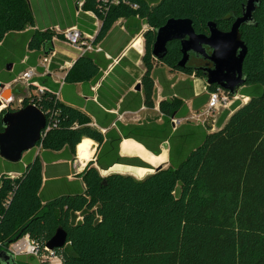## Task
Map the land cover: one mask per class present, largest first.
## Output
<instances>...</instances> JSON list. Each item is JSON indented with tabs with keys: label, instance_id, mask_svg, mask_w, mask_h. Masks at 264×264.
Here are the masks:
<instances>
[{
	"label": "trees",
	"instance_id": "1",
	"mask_svg": "<svg viewBox=\"0 0 264 264\" xmlns=\"http://www.w3.org/2000/svg\"><path fill=\"white\" fill-rule=\"evenodd\" d=\"M244 3L84 0L82 7L100 20L94 41L101 40L120 18L145 21L141 83L144 103L151 107L155 65L202 77L198 68L211 65L191 54L187 66L178 67V41L168 43L165 56L156 60L151 54L155 30L170 18H188L196 33L208 34L210 21L227 32ZM33 23L28 0H0V70L4 61L23 54L26 46L28 51L47 50L52 35H60L51 29L26 35L24 31ZM240 37L247 53L242 66L245 82L239 93L249 99L223 125L218 122L214 131L182 125L170 136L169 118L180 104L177 99H165L159 103L164 115L161 126L121 127L124 138L146 148L156 143L150 148L155 154L159 144L169 140L168 166L140 179L120 173L102 176L89 162L79 180L43 182L42 161L48 160L47 152L65 146L75 151L84 137L100 144L109 135L95 160L100 169H107L114 159L120 160L116 151L121 137L102 135L88 126V117L63 104L53 85L42 84V93L24 98V106L32 102L45 113L48 130L36 144L44 149L41 158H27L17 176H3L0 182V264H4L2 256L9 254L8 245L17 238L27 233L47 243L57 227L67 233L66 244L56 249L62 264H264V0L254 12L253 22L241 27ZM98 69L95 60L84 54L64 80L82 82L94 77ZM13 78L0 76V82ZM208 88L213 91L216 86ZM5 111H0V131ZM10 192L9 203L4 204Z\"/></svg>",
	"mask_w": 264,
	"mask_h": 264
},
{
	"label": "crops",
	"instance_id": "2",
	"mask_svg": "<svg viewBox=\"0 0 264 264\" xmlns=\"http://www.w3.org/2000/svg\"><path fill=\"white\" fill-rule=\"evenodd\" d=\"M83 2L84 0H28L34 23L28 26L24 33L27 35L32 31L42 32L46 29L59 33L75 26L83 35L95 37L100 27V20L93 12L82 7ZM80 3L82 4L80 5ZM147 28L145 21L137 17L116 20L104 37L95 41L101 50L87 53L98 64V73L91 79L82 82L70 83L64 80L68 70L81 55L75 49L61 42L60 39L53 41L54 37H60L56 33L52 35L49 46H47L48 50L55 49V56L48 72L44 73L43 68L39 65L40 58L45 55L43 48L39 51H28L26 46L23 54L10 56L7 61L2 63L1 78L14 77L15 79L13 78L8 83L0 82V84L8 87L16 82L15 80L22 72L33 69L32 81L38 85L55 86L59 93L58 98L63 104L79 110L88 117V126L100 131L102 135L110 133L121 137L117 143L116 151V156L120 160L116 162L114 159L107 169H100L95 160L109 135L103 137L100 144L90 138H82L81 142L84 139L92 141L91 147L88 149L89 157L84 161L79 159L78 145L75 151L65 146L59 151L47 152L49 153L48 160L42 161L43 182L47 179H66L67 182L79 180L80 173L89 162L98 169L101 175L120 173L138 179L143 178L152 173L156 167L168 166L169 140L167 138L162 141L157 147V154H155L150 148H155L156 143L146 148L144 144L132 138H124L121 136V127L127 128L129 125L143 123L161 126L164 115L159 110V103L165 99H177L180 105L169 119L174 117L180 121L175 127L171 120L169 121L170 136L182 125L201 126L206 131L209 129L211 131L240 102H230L225 108L218 110L214 116L215 123H210L209 128L201 122L191 123L189 120H192L193 117L190 118V116L202 111L207 106L210 90L204 78L194 72L187 74L172 71L165 65L157 64L152 69L153 104L151 107L147 106L144 103L141 83L145 72L142 62L144 42L142 34ZM13 38L15 39V36ZM135 42L137 43L135 44ZM65 61H73V63L68 68H59L58 64ZM137 85L140 86L139 90H136ZM28 89L23 96H29ZM138 147L143 151L136 149ZM43 152L44 149L41 146L35 145L29 151L23 152L18 162H9L0 157V175L10 173L12 176H17L18 172L25 167L27 158L31 159L35 156L41 158ZM160 156H163L164 159L161 162L153 163V160L156 162L155 159ZM149 157L154 159H149ZM137 169L145 171L139 173Z\"/></svg>",
	"mask_w": 264,
	"mask_h": 264
},
{
	"label": "water",
	"instance_id": "3",
	"mask_svg": "<svg viewBox=\"0 0 264 264\" xmlns=\"http://www.w3.org/2000/svg\"><path fill=\"white\" fill-rule=\"evenodd\" d=\"M260 2L261 0H245L241 14L234 19L227 32L218 30L215 23L210 21L207 23L208 34H199L195 32L190 19L170 18L155 30L151 54L156 60H161L167 52V44L178 41L181 53L178 67H186L191 54L208 60L211 66L198 68L207 86H216L228 95L235 96L245 82L242 66L247 46L240 37V29L253 22V14ZM50 51L44 50V54ZM139 88L137 85L136 90ZM0 89V98L6 102L11 100L12 92L19 93L16 87L11 85L6 87L0 84ZM24 98L28 99V96H23L22 100ZM46 122L45 113L33 104H27L16 111H5L1 115L0 157L9 162L20 161L23 152L29 151L40 142L47 126ZM66 241V231L57 227L45 248H62ZM2 261L4 264H19L10 254L3 255Z\"/></svg>",
	"mask_w": 264,
	"mask_h": 264
},
{
	"label": "built area",
	"instance_id": "4",
	"mask_svg": "<svg viewBox=\"0 0 264 264\" xmlns=\"http://www.w3.org/2000/svg\"><path fill=\"white\" fill-rule=\"evenodd\" d=\"M82 3H80L81 5ZM60 37H54L53 41L56 39H60L61 42L65 43L69 47L75 49L79 52L80 55L87 54L88 52H94V51H100V47L98 44L94 41V36L91 35H83L77 27L73 26L68 29H65L64 31L59 32ZM55 56V49H51V51L43 55L40 58L39 65L43 68L44 73L48 72L49 66L52 59ZM115 61V60H114ZM73 61H65L61 64H58L59 68H68L71 66ZM34 71L33 69L26 70L22 72L19 77L15 81L21 80L23 83L29 85H34V91L32 95H39L43 92V88L41 85H38L36 82L32 81ZM1 92V89H0ZM58 91L56 92V97L58 98ZM30 95V97L32 96ZM29 97V96H28ZM0 100L3 101V99L0 98ZM228 96L227 93L216 87L215 90L209 91V98L207 102V106L209 108H222L226 107L228 105ZM8 102H4L3 106H6ZM30 104H33L30 102ZM34 105V104H33ZM1 108V107H0ZM171 123L173 126H177L180 120L171 117ZM48 130V126H46L45 131L42 133L43 135ZM41 146V145H39ZM3 176H9V177H15L12 176L10 173H7L6 175H0V182L3 178ZM11 195V192L9 193L8 197L5 199L4 204L9 203V197ZM46 243L38 242L37 240L31 238L29 234H24L20 238H17L13 242H11L8 247L7 251L8 253L13 257H20V256H31L34 259H36L39 264H62L61 256L56 252V249L47 250L45 248Z\"/></svg>",
	"mask_w": 264,
	"mask_h": 264
},
{
	"label": "rangeland",
	"instance_id": "5",
	"mask_svg": "<svg viewBox=\"0 0 264 264\" xmlns=\"http://www.w3.org/2000/svg\"><path fill=\"white\" fill-rule=\"evenodd\" d=\"M139 41V40H138ZM137 41V42H138ZM137 42H135V44L137 43ZM193 62V61H192ZM11 86H15V87H17V89H18V91H19V93H14L13 92V95H12V97H11V100L8 102V104L6 105V106H3L2 107V109H5V110H8V111H16V110H18V109H20L21 107H24V105H23V102H22V97H23V95L25 94V93H27V91H26V89H28V86H27V84H25V83H23L21 80H18V81H16V82H14ZM28 94H29V97H30V95H32L33 94V92H31L29 89H28ZM227 96H228V104H230V102H235V101H240L238 104V106L237 107H235V108H233L232 109V111L230 112V113H228L227 114V116H226V118L224 119V120H222V124H224L226 121H227V119H228V117L234 112V110L236 109V108H238L239 106H241V105H243L244 103H246L247 101H248V99H249V97H247V96H243V95H241L240 93H239V91L237 92V94L235 95V96H229L228 94H227ZM1 101V100H0ZM5 102V101H4ZM4 102H3V104H4ZM1 104L2 103H0V107H1ZM222 108H225V107H222ZM222 108H216V107H214V108H209L208 106H206V108L205 109H203L202 111H199L198 113H196V114H193V115H191L190 116V118H195L194 120H193V118H192V120H189V121H191V123H199V122H201V123H203L204 124V126L205 127H207V128H209V126H210V123H215V121H214V116L217 114V111L218 110H220V109H222ZM218 128V124H217V126L215 127V129L214 130H216ZM210 130V129H209ZM208 130V131H209ZM214 130H211V131H214ZM137 147V146H136ZM89 149V148H88ZM88 149H87V154H86V156H85V159L84 160H87L88 159V157H89V151H88ZM136 149H139V151H143L141 148H136ZM142 154V153H141ZM142 155H144L145 156V154H142ZM25 159V158H24ZM149 159H154V158H152V157H149ZM164 159V157L163 156H160V157H158V158H156L155 160H156V162L153 160V163H157V162H161L162 160ZM27 160V159H26ZM26 160H25V163H26ZM84 160H82V161H84ZM23 161V160H22ZM159 167H164V166H159ZM156 168H158V167H156ZM79 175V174H78ZM77 175V176H78ZM105 175H107V174H105ZM105 175H102V176H105ZM76 176V177H77ZM15 259H17V261L19 262V263H31V261L34 263H36V262H38L36 259H34L33 257H31V256H20V257H16ZM34 263V264H35ZM36 264H39V262L38 263H36Z\"/></svg>",
	"mask_w": 264,
	"mask_h": 264
},
{
	"label": "bare ground",
	"instance_id": "6",
	"mask_svg": "<svg viewBox=\"0 0 264 264\" xmlns=\"http://www.w3.org/2000/svg\"><path fill=\"white\" fill-rule=\"evenodd\" d=\"M5 100H1V107H3V102ZM92 141H90L89 139H84L82 142H80L77 146V151H78V156L79 159L84 160L85 156L87 154V149L91 147Z\"/></svg>",
	"mask_w": 264,
	"mask_h": 264
},
{
	"label": "flooded vegetation",
	"instance_id": "7",
	"mask_svg": "<svg viewBox=\"0 0 264 264\" xmlns=\"http://www.w3.org/2000/svg\"><path fill=\"white\" fill-rule=\"evenodd\" d=\"M197 61H201L200 59L199 60H197ZM208 61V60H207ZM210 63V62H209ZM211 64V63H210ZM209 65V64H208ZM211 66V65H210Z\"/></svg>",
	"mask_w": 264,
	"mask_h": 264
}]
</instances>
